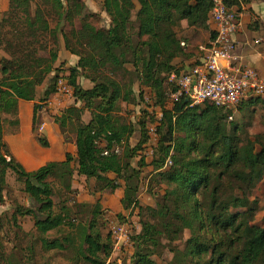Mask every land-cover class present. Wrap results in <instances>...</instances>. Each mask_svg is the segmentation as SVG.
<instances>
[{
	"label": "trees",
	"instance_id": "obj_1",
	"mask_svg": "<svg viewBox=\"0 0 264 264\" xmlns=\"http://www.w3.org/2000/svg\"><path fill=\"white\" fill-rule=\"evenodd\" d=\"M223 1L229 8L240 5V0ZM213 6L214 0H104L110 24L98 27L90 19L100 17L89 12L84 0H9L0 18V50L8 55L0 59V204L11 171L23 179L34 203L18 206L16 212L34 218L45 250L68 249L82 261L108 264L115 248L112 232L104 234L99 224L100 199L82 203L89 213L85 222L75 223L72 209L63 202L56 209L51 179L69 190L77 172L95 181V193L125 184L122 206L136 211L140 224L130 235L133 264H158L154 257L166 250L173 254L167 264H264V226L254 221L260 199L249 197L264 180V131L240 134L237 124L229 121L245 101L264 105V97L248 98L234 112L210 101L192 107L185 96L167 107L170 94L178 90L168 77L182 71L173 61L189 56L180 36L182 21L207 30ZM60 34L65 49L79 57L68 79L83 106H70L55 121L75 127L77 157L68 153L63 161L27 171L4 142L2 112L16 110L19 99L35 101L33 129L38 128L39 103L58 88ZM215 34L210 32V40ZM81 74L90 78L92 87L80 85ZM136 81L151 88L154 105L162 110V118L156 117L159 139L151 163L146 151L153 120L140 119V140L132 145L138 128L120 114L122 103L133 104L138 98ZM85 109L91 112L88 122L83 120ZM39 141L49 144L45 137ZM168 159L171 164L166 166ZM149 165L154 172L147 191L155 206L138 198ZM124 223L133 227L131 221ZM64 225L71 231L61 238L48 237ZM186 233L181 247L178 242ZM5 261L0 238V264Z\"/></svg>",
	"mask_w": 264,
	"mask_h": 264
},
{
	"label": "rangeland",
	"instance_id": "obj_2",
	"mask_svg": "<svg viewBox=\"0 0 264 264\" xmlns=\"http://www.w3.org/2000/svg\"><path fill=\"white\" fill-rule=\"evenodd\" d=\"M65 2L67 0H64ZM87 5L89 12L96 13L100 19H90L96 26L105 27L109 26L110 18L104 11V0H84ZM9 8V0H0V18L3 17L4 13ZM35 8V1L33 2V9ZM56 21L52 20L51 25L55 26ZM76 26H80V20L77 19ZM183 37V36H182ZM64 47V40L62 35H59V52ZM69 55H72L67 50ZM74 55V54H73ZM3 56H8L4 51L0 50V59ZM78 57L77 55H74ZM60 58V56H59ZM79 60V57H78ZM57 74L60 79L64 81H69L68 76L70 74V68L76 66L74 62L69 60L56 62ZM127 67L133 70V66L128 64ZM1 76V73H0ZM59 79V81H60ZM80 85L84 88H90L93 86V82L87 75L81 74L78 77ZM44 85L38 89L39 95L41 94ZM134 89L137 92L138 98L133 104L122 103L121 115L126 118L127 121L135 123L138 131L131 138V144L135 145L140 140V128L138 122L141 118H146L148 120L151 118L153 120L152 124H155L156 117L158 116V107L154 105L151 106L150 100L153 98L151 93L147 91V87L140 85V82L136 81L134 84ZM142 95V97H140ZM64 99V103H59L58 98ZM152 97V98H151ZM75 97L58 96L57 92L51 96L46 102H40L43 104L42 108L37 111V116H46L51 122H55V117L60 116L67 108L74 106L73 102ZM78 101H76L77 103ZM77 106H83L81 102H78ZM88 111V112H87ZM146 111V112H145ZM157 114V115H156ZM16 118V117H15ZM14 118V119H15ZM91 118V112L85 109L83 113V120L88 122ZM11 118H7L5 124L10 123L7 127V133L17 128L15 124H11ZM232 124H237L239 128V133H248L250 136L256 133L264 131V105L261 102H251L250 100L245 101L241 108L232 115V119H229ZM231 124V125H232ZM61 130L62 136L66 139H72L75 136V127L68 123L65 127L57 123ZM39 126V125H38ZM37 126V127H38ZM36 141V140H35ZM36 143L44 147L40 141ZM137 161V159H136ZM73 166H76V162L73 161ZM148 171V172H147ZM72 179L71 186L72 189L67 190L58 180L51 179L54 188V201L56 203V209L59 210L60 205L66 204L73 211V221L75 223L85 222L88 220L89 213L86 211L82 203L90 202L95 203L97 198V193L91 188L90 180H86L79 176H75ZM149 170L147 167L143 170V176L141 180L142 188L146 185V180H148ZM7 187L4 191L5 201L0 204V224L2 227L0 229V238L4 245V253L6 255V261L1 264H92L82 261L76 258L72 252L68 249H49L45 250L42 246V242L38 238V231L34 225V218L29 215H20L16 212L18 206H31L33 200L30 198L24 190L23 179L18 178V176L9 171L7 174ZM149 182V181H148ZM148 184V183H147ZM148 193V191H146ZM140 201L145 204L146 202L155 203L156 200L150 199L147 194H144V189L140 191L139 194ZM251 199H260V209L258 210L255 222L263 223L264 221V180L258 182L254 189L251 190L249 195ZM101 201V198H100ZM102 204L103 215L99 219L100 227L104 234L110 232L114 223H121L126 225L131 233L136 232L140 229L139 216L136 212L130 210H125L119 199V195L109 196ZM245 210V208H243ZM78 212V213H77ZM80 212V213H79ZM119 214V215H118ZM127 221L132 222L131 227L127 225ZM71 231L69 225H64L60 231H51L48 237L61 238ZM188 237V233L185 234L183 241L178 242L179 246L184 245V240ZM131 244H122L115 247L110 259L107 261L108 264H133L131 258ZM133 251V250H132ZM173 254L166 250L161 256H155L154 259L158 264H167L172 259Z\"/></svg>",
	"mask_w": 264,
	"mask_h": 264
},
{
	"label": "crops",
	"instance_id": "obj_3",
	"mask_svg": "<svg viewBox=\"0 0 264 264\" xmlns=\"http://www.w3.org/2000/svg\"><path fill=\"white\" fill-rule=\"evenodd\" d=\"M233 9L237 11L239 10L238 12L240 14V27L235 36L237 53L248 64L263 69L264 44L256 43L255 41L264 35V0H248L247 2L240 0V5L234 6ZM181 29L182 31L180 36L184 37L183 40L185 41L182 42H184V45L186 43V52L189 56L177 57L173 61V64L177 68H180L182 70L181 72H183L190 69L195 63L199 62V60L205 57V55L208 53L209 45L207 44L210 42V32L212 31V26L209 24V29L207 30L195 29L189 27L187 21L183 20ZM59 56V61H64L66 59L70 62H74L75 64L78 62V57H75L73 54L69 55L65 48L61 49ZM146 90L149 91L153 97L151 88L147 87ZM57 100L61 104L65 101L60 97ZM73 102H75V105L77 106L78 102L76 103L75 98ZM150 102L151 106L154 107L153 98L150 100ZM34 105L35 101L19 99L16 110L11 109L10 111L2 112L3 139L11 155H13L27 171H35L50 161H63L66 159L68 153H71L76 158L77 146L75 142V136H73L72 139H66L64 136H62L61 130L57 123L54 121L51 122L46 118V116L42 115L40 125L36 130L33 129ZM173 105L174 103L168 101L167 107L172 108ZM159 111H162L160 107H158V112ZM9 117L11 118V124H15L17 128L7 133V127L10 123L5 124V121ZM149 126L150 123L148 124V129ZM40 137H45L47 139L49 143L47 147H42L36 143L37 140L39 141ZM158 139L159 137L157 134L156 143L151 144L152 138L150 136V140L147 143L148 148L146 151V159L148 163H151L153 160L154 147L157 145ZM151 150H153V154L149 153ZM147 168L149 170L148 180H146V185H144L143 188L141 185L139 194L140 191L144 189V194H147L150 199H153V197L149 193H146V191L148 185L147 183L154 172V168L152 165H149ZM75 174V176L86 179L85 176L78 175L77 172ZM90 183L91 188L94 189L93 187L95 181L90 179ZM124 189L125 184L122 182V186L118 189L114 191L109 190L102 193H97L96 196L98 199L101 198V201L104 203V200L109 198V196L114 197L117 194L119 195L120 201H122ZM139 194L138 198L140 200ZM145 205L155 206V203L146 202ZM257 224L264 226V221L263 223Z\"/></svg>",
	"mask_w": 264,
	"mask_h": 264
},
{
	"label": "built area",
	"instance_id": "obj_4",
	"mask_svg": "<svg viewBox=\"0 0 264 264\" xmlns=\"http://www.w3.org/2000/svg\"><path fill=\"white\" fill-rule=\"evenodd\" d=\"M208 24L216 32L215 37L209 42L208 53L190 69L179 74L172 72L169 75L168 81L178 87L176 92L170 94L169 101L174 103L180 96H185L192 107L210 101L234 112L242 101L258 96L264 97V68L248 64L237 53L235 36L240 27V14L229 8L223 0H214ZM255 42L264 44V35ZM73 93L74 89L69 81L62 79L58 81V96L71 97ZM161 118L162 111H159L157 119ZM230 118L232 119V115ZM149 133L152 138L151 144H155L156 123L150 124ZM149 153L153 154V150ZM169 164L170 159L167 160L166 166ZM111 232L115 247L130 243L131 232L126 225L114 223Z\"/></svg>",
	"mask_w": 264,
	"mask_h": 264
},
{
	"label": "water",
	"instance_id": "obj_5",
	"mask_svg": "<svg viewBox=\"0 0 264 264\" xmlns=\"http://www.w3.org/2000/svg\"><path fill=\"white\" fill-rule=\"evenodd\" d=\"M43 104H40V107H42Z\"/></svg>",
	"mask_w": 264,
	"mask_h": 264
}]
</instances>
